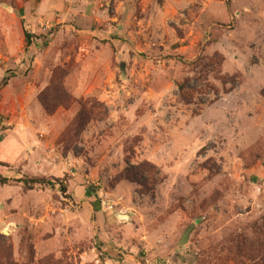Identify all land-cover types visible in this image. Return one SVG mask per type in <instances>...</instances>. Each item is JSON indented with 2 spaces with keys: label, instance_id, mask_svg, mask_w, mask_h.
<instances>
[{
  "label": "rangeland",
  "instance_id": "obj_1",
  "mask_svg": "<svg viewBox=\"0 0 264 264\" xmlns=\"http://www.w3.org/2000/svg\"><path fill=\"white\" fill-rule=\"evenodd\" d=\"M3 79L0 264H264V0H0Z\"/></svg>",
  "mask_w": 264,
  "mask_h": 264
},
{
  "label": "trees",
  "instance_id": "obj_2",
  "mask_svg": "<svg viewBox=\"0 0 264 264\" xmlns=\"http://www.w3.org/2000/svg\"><path fill=\"white\" fill-rule=\"evenodd\" d=\"M30 38H31V36L28 35L27 33H25L26 46L29 45ZM6 82H7V79H3L2 80V82L0 84V89L3 88L6 85ZM0 142H1V139H0ZM6 182H8V181H6L5 179H1L0 178V183L1 184H5ZM13 182L14 183H21V184H23V186L26 189L33 188L35 185H44V184H47L48 186H51L52 185V183L47 182V181H45L43 179H27V180H23V181L19 180V181H13ZM61 190H62V192H65L66 191V189L64 187H61Z\"/></svg>",
  "mask_w": 264,
  "mask_h": 264
},
{
  "label": "bare ground",
  "instance_id": "obj_3",
  "mask_svg": "<svg viewBox=\"0 0 264 264\" xmlns=\"http://www.w3.org/2000/svg\"><path fill=\"white\" fill-rule=\"evenodd\" d=\"M122 218V217H121Z\"/></svg>",
  "mask_w": 264,
  "mask_h": 264
}]
</instances>
